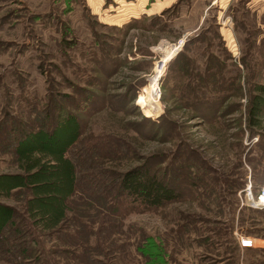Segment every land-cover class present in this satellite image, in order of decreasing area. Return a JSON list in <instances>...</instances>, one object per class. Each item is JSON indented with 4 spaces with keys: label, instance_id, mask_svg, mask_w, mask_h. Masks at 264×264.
I'll use <instances>...</instances> for the list:
<instances>
[{
    "label": "rangeland",
    "instance_id": "374dc122",
    "mask_svg": "<svg viewBox=\"0 0 264 264\" xmlns=\"http://www.w3.org/2000/svg\"><path fill=\"white\" fill-rule=\"evenodd\" d=\"M262 86L264 0H0V264H264Z\"/></svg>",
    "mask_w": 264,
    "mask_h": 264
},
{
    "label": "trees",
    "instance_id": "16d2710c",
    "mask_svg": "<svg viewBox=\"0 0 264 264\" xmlns=\"http://www.w3.org/2000/svg\"><path fill=\"white\" fill-rule=\"evenodd\" d=\"M261 92L264 94V86L261 87ZM261 114L262 111L259 104H257L254 110L251 111L250 122L253 123L258 120L257 117ZM121 188L131 196L136 197L147 208H161L176 198L174 189L169 188L164 182L153 177L146 170L140 171L137 169L127 172L122 177ZM239 247L242 249L240 244Z\"/></svg>",
    "mask_w": 264,
    "mask_h": 264
},
{
    "label": "built area",
    "instance_id": "2783aa9c",
    "mask_svg": "<svg viewBox=\"0 0 264 264\" xmlns=\"http://www.w3.org/2000/svg\"><path fill=\"white\" fill-rule=\"evenodd\" d=\"M248 198L254 204L253 208L264 209V188L261 189L258 196L255 198L252 194L251 186L247 189ZM240 245L242 249L254 248V240L250 237L244 236L241 238Z\"/></svg>",
    "mask_w": 264,
    "mask_h": 264
}]
</instances>
